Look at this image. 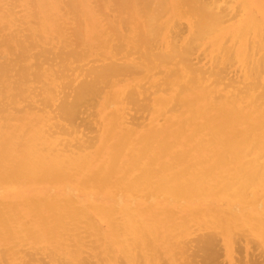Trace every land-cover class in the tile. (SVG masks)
I'll return each instance as SVG.
<instances>
[{"label":"rangeland","instance_id":"rangeland-1","mask_svg":"<svg viewBox=\"0 0 264 264\" xmlns=\"http://www.w3.org/2000/svg\"><path fill=\"white\" fill-rule=\"evenodd\" d=\"M218 1L206 0L214 7L221 8L223 12L225 10L230 12L229 16H224L231 22L224 19L225 24L223 23L220 29H216L217 33L214 31V34L203 38L198 51L197 47L195 48L193 58L199 57L198 67L201 68L204 65L213 69V67H218L215 66L217 62L219 67L221 63H226L227 68L229 63L227 61H230L229 64L233 63L232 56L234 63H237L227 68V72L231 68L228 72L230 73L229 79L223 85L216 87L221 94L226 93L230 100L227 102L228 105L220 107L224 110H231L239 102L240 109H248L249 112L259 111L264 115V73L262 72L264 68L261 69L263 75L261 74L257 83L258 87L248 88L245 83L241 82L244 80L246 69L252 68L253 63L250 60L247 62L245 58L241 60L235 58L239 47L243 50L248 45L247 51H251L250 54L253 50L256 51L258 46L257 58L264 59V51L259 50L261 44L264 43V25L255 26L249 23L251 28L249 27L246 34L242 36L236 29L246 19V14L249 12V7L246 5L250 6V0H226L229 3L225 0H220V3ZM123 2L124 0H0V172L11 174L21 162L31 158L46 169L59 164L67 176L66 179L56 183L42 182L39 179L17 182L7 187L8 190L5 192L3 191L2 200L6 205L4 208H10L9 205H14L15 208L5 209L9 215V229L3 234L10 231L11 235L9 241L0 239V252L3 255L0 254V264H29V260L30 264L32 262L37 264L38 259H40L38 264H43L42 260H45L46 264H53V260L57 264H80L78 260H71L66 255V248L63 244L54 241L49 234L41 232L36 214L25 207V200L28 199L43 200L54 205H70L65 212H77L79 219L71 223L75 229H72L74 233L70 234L71 237L76 238V242L68 246L74 245V248H69L73 250L81 244L79 246L82 251L81 260L82 262L85 260L83 264H176L182 261L180 253H185H183L184 258L192 251L194 254L198 253L199 248L196 250V243H200L203 239L207 240L206 236L210 240L213 235L215 237L211 240L215 242L216 239L220 246L211 240L203 243L210 242L211 245L212 242L215 249L219 246L218 249H214L215 264H251L250 260L253 264L255 261L256 264H264V235H261L262 232L264 233V202L262 199L258 200L262 201L261 206L257 202V206H252V210L234 204L233 200L217 199L213 196L183 202L173 200L171 197H148L136 192L125 193L122 188H110L107 190L108 193L102 197L91 188L92 184L88 186L87 192L77 190L75 187L89 180L99 170L110 166L115 157H118V170L113 176V182L125 177V170L131 171L132 174L127 176L130 180L137 177L140 172H133L137 168L136 165L149 166L155 171L164 165L171 166L175 171L179 169L177 163L173 162V154L181 149L175 147L171 153L161 154L162 144L174 145L178 140L184 141L185 138H175L174 132L179 121L178 117L186 113L184 110L186 108L173 105L171 99L175 95L174 91H171L173 96L164 91L151 97L153 98L151 102L141 101L140 104L145 105L143 111L121 106L116 100L100 104L98 102H102L101 100L94 103L90 101L92 106L86 105V107L91 106L90 112L87 107V115L84 117L90 121L89 141L85 138L78 139L76 136L68 135V137L60 130V127L57 131L55 130L58 128L56 115L59 114L58 105L61 102L58 95L71 92L66 89L70 82L73 84L74 81V85H77L85 80L84 76L77 74V70L107 64L104 57H108L109 50L103 46L105 37L108 38L107 35H116V30L119 28L123 29L124 36H131L135 31L137 27L135 19L138 18L126 8ZM163 2L165 5V0ZM174 2L176 1L167 0L165 6L168 7L165 9L168 10L165 11L169 12L163 19L174 20L176 24L180 22L181 25L178 24L184 28L183 36L187 37L188 32L185 25L189 22L187 17L178 18V21L171 20V8ZM118 18H120L119 21ZM231 28H233L231 32L228 31ZM110 29L113 32L111 34H109ZM240 35L242 37H239ZM118 37L119 34L114 39ZM223 48L228 50L226 54L231 50L227 56L228 59L225 52L221 53ZM204 52L207 53L204 54ZM109 54L112 55V52L110 51ZM201 56L204 58L203 61ZM214 60L217 61L214 62ZM250 63L251 67L249 65L248 68L246 65ZM194 67L197 69L196 66ZM231 84L239 85L233 87ZM204 86L214 88L212 84ZM111 92L107 93L111 94ZM154 100H163L165 107L157 106ZM252 106L256 109L261 107V109H252ZM110 115L119 117L116 122L112 118L109 121ZM138 127L140 129H137ZM190 130L189 127L185 128L186 136L193 135ZM168 133H172L171 138ZM126 134H129L127 139ZM7 143H9L8 147ZM193 147L190 145L188 149L192 150ZM145 148L147 153L138 155L141 151L144 152ZM217 150L215 147L213 151ZM94 207L107 208L105 209L107 211L97 213ZM107 213L111 214V222L106 220ZM111 223L123 227L118 237L112 235ZM138 227L145 229L148 237L142 238L137 235ZM199 236L203 239L198 240ZM243 236L246 238L244 239ZM135 243L141 244L140 250L133 248L132 245ZM148 247L152 248V254L151 248ZM219 254L224 255L219 256ZM27 255L29 258L26 257ZM197 260L200 259L197 258Z\"/></svg>","mask_w":264,"mask_h":264},{"label":"bare ground","instance_id":"bare-ground-1","mask_svg":"<svg viewBox=\"0 0 264 264\" xmlns=\"http://www.w3.org/2000/svg\"><path fill=\"white\" fill-rule=\"evenodd\" d=\"M126 1L127 0H124L123 2L124 5H126V8L138 18L135 19L137 23L133 21L137 24V27H135V31L131 36H124L122 34L123 29L121 30V28H119L118 30H116L117 33L114 32L116 35H107L108 38L105 37L103 44L104 48H107L109 50L107 52L108 57H104L106 61L105 63L107 64L90 67L88 69L79 68V70H77V74H81L82 76H84L85 80L83 83L77 85H74V81L73 84L70 82L69 86H66V89H69V91L71 92L69 94L63 92L61 93V95H58V98L60 97L59 101L61 100V102L58 105L59 114L56 115V124H58V128H55V130L57 131V129H59L60 127V130H62L64 134H67V136H76L78 137V139L85 138L87 139V141H89L88 135L89 130L91 129V127L89 126L90 121H87V119H84V117H86L87 115V107L89 111V108H91L92 106L90 101L94 103L98 100H101L102 102H98L100 104L111 103L116 100L121 106L133 107V109L135 108L138 111H143L145 110V105L140 104L141 101L151 102V100L153 99H151V97L155 96L159 92L163 93L164 91H167L165 92L166 94L170 93V96H173L171 91H174L175 95L171 99L173 105H180L186 108L184 109L186 113L181 114V117L183 119L181 120V117H178L179 121L175 126L176 131L174 132L175 138H185L184 141L178 140V142L174 145L171 143L162 144L161 154H167L169 152L171 153V150L175 147L181 149L180 151H177V153L173 154V162L177 163L179 169L175 171V169H173L171 166L164 165L158 171H155L149 166L141 167L140 165H136L137 168L134 169L133 172H140L137 177L130 180V178H128L127 176L131 173V171L125 170L124 172H126V176L116 182H113V176L118 170V157H115L112 159L110 166L99 170L91 178H89V180H85L84 182L75 185L77 190L80 189L84 192H87L88 188L90 187L89 185L92 184L91 188H93V190H96L98 196L102 197H104L105 194L108 193L107 190L110 188H122L124 189L125 193L136 192L143 196L146 195L148 197L156 198L157 196L171 197L173 198V200L177 199L183 202L190 199H197L199 197L203 198L213 196L217 199H228L231 201L233 200L234 204L242 208L251 209L252 206H257V202L259 204L262 201L264 202V115L262 113H259V111L249 112L248 109H240L239 102L238 104L234 105L231 110H224L222 107H220L222 105H228L229 103L227 102L230 101L227 98L226 93L221 94V91L218 92L217 90L219 85H223V83H225V81L229 79L230 73L228 72L231 70V68L228 72L227 68L230 65L232 67V64L234 63V59L232 56L231 60H233V63L229 64L230 61H227V56H229V54L231 53L230 48H228L230 50L227 53L228 55L226 54L228 50L226 51L225 48H223L225 51L222 50L221 52H225L224 54L227 58L226 61L229 62L227 68L225 65L226 63H221V66L219 67L218 62L215 64V66H218L216 68L213 67V69H210L211 67L207 68L204 65L200 68L197 66V64L200 63V60L198 59L199 57L195 59L193 58V55L195 54L193 52L196 50V47L198 51L200 42L203 38H205L206 36H210V34L212 33L214 34V31H216L217 28L220 29V27H222L224 23V19L225 21L231 22L229 20H226L227 17L224 16H229L230 12L225 10L224 13L221 8L214 7L213 5L207 3L206 0H178V2L177 0H175L176 2H174L173 7L171 8V20L175 19L178 21V18H182L184 16L189 20V22H186L185 24L187 26L188 36L184 37V28L180 26V22H178L180 24L179 25L178 23L176 24L174 20L168 21V19H163L169 12H166L168 9H165L167 0H165V5L163 0H132L133 2ZM128 6H130L131 8ZM246 6L249 7V12L246 14V19L243 20L239 27L236 29L237 31H240L239 33H241L242 36L248 31L250 27L249 23H253V25L255 26L264 25V0H250V6ZM225 7L226 6H224V8ZM126 8L125 11H127L128 14V10H126ZM245 8L247 9V7ZM225 9L228 8L226 7ZM119 19L120 18H118V21ZM232 29L233 28L228 29V31ZM225 32H227V30H225ZM111 33H113L112 29H110L109 34ZM215 33H217V31ZM117 34H119V37L114 39ZM241 35L239 37H242ZM227 44L224 45L227 46ZM247 46L248 45H246L243 50L242 47H239V49L235 53V58H238L240 60L241 58H245L247 62L250 60L253 63L252 68L248 70L246 69V72L244 73V80L241 83H245L248 88H256L258 87L257 83L259 82V79L264 73V71H262L263 73H261V69L263 70L264 68V59L257 58V55L259 54L257 52L258 46L256 48V51L253 50L252 54H250L251 51H247ZM260 47L261 48L259 50L263 52L264 43L261 44ZM110 51L112 52V55L109 54ZM205 53L207 52H204V54ZM203 59L204 58H202L201 60L203 61ZM217 60H214V62H216ZM218 61H220V59ZM249 65L251 67V63L246 66H248L249 68ZM194 66H196L197 69ZM63 71L65 70L63 69ZM73 77L74 75L72 76V78ZM200 82H202L203 84H201ZM209 84H212L214 88L204 86ZM234 84H231V86L233 85L234 87L239 85ZM107 92H111V94H108ZM67 95H69V97ZM236 97L238 98V96ZM154 102H156L157 106L159 105L160 107H165L163 100H154ZM86 105L91 106L86 107ZM252 109H256L255 106H252ZM260 109L261 107L256 110ZM117 117L119 116L110 115V118L108 120L110 121L112 118V120L116 122ZM186 127L191 128L190 132L193 133L192 136H186ZM137 129L140 128L138 127ZM54 136L55 135L53 134V137ZM168 136L171 138L172 133H168ZM128 137L129 134H126L125 138L127 139ZM6 145L8 147L9 143H7ZM190 145L194 146L192 150L188 149ZM215 147L218 149L216 152L213 151L215 150ZM144 153H147L146 148L144 152L141 151V153H139L138 155H142ZM205 159L207 161H205ZM262 161L263 163H261ZM66 178L67 176L59 167V164H57V166L55 167H48L46 169L45 167L40 166L39 163L35 162L31 158H28V160H26L25 162H21V164L11 172V174H3L0 172V239L9 241L8 239L11 235L10 231H7V234H3V232L9 229V215L6 210L15 208L14 205H9L8 207L10 208L8 209L4 208L6 207V205L3 203L2 199L4 192L8 190L6 189L7 187H11L12 184L17 182L20 183L22 181L26 182L39 179V181L42 182L49 181L52 183H56ZM259 199H262V201L259 202ZM25 201L26 209L28 211L34 212L39 219L38 224L41 227V232L43 231L44 233L49 234L54 239V241L63 244L66 248V255L69 256L71 260H78L80 264L85 263V260L83 262L81 260L82 251L79 247L81 246V244H78L79 246H77V249L73 250H70L69 248H74V245L68 246L70 243L76 242V238L74 236L71 237L70 234L74 233V230L72 229H75L73 228L71 223H74V221L79 219L77 212H65L70 207V205H54L48 203L47 201H35L33 199H28ZM154 205L156 206V203ZM93 209L97 213L107 211L105 210L107 208L103 209L101 207H94ZM107 215L108 217L106 218V220H109L111 222V214L107 213ZM111 227L112 235L114 237H118L123 231V227L117 225L116 223H111ZM137 231V235H139L140 237H148L146 235L147 231L145 229L138 227ZM248 231L249 230H247V232ZM261 235H264V233L262 232ZM201 237L202 236H199V238L197 239L202 240L203 237ZM213 237L215 236L213 235ZM213 237H211L212 240L214 239ZM205 238L208 241L211 240V238L209 240L207 236ZM245 238L246 237H244V239ZM85 240H87V238ZM203 240L200 243L196 241L198 242V244L196 243V250L199 248L198 253L194 254V252L192 251L190 255L186 254L187 256L186 258H184V252L181 251L182 253H180V256L182 257V261L176 264H215V250L218 249L220 245L215 239V242H217L216 244L219 245L215 249V247L213 246L214 244L212 243L214 241L211 240L212 242L210 245V242L204 244L203 242L207 240ZM194 242L195 241H193V243ZM189 244L187 246H189ZM200 245L202 246L199 247ZM132 246L134 249L139 248L138 250H140L141 248V244L139 243H135ZM94 249L93 251H95ZM187 250L185 248V251ZM152 252L153 250L151 248V254ZM220 255L222 256L224 254H219V256ZM253 256L252 258H254ZM26 257L29 258L28 255ZM34 257L32 258L35 259ZM197 258H199L200 260H197ZM29 261L28 263L30 264ZM39 261L40 259H38V262ZM42 261L44 262L43 264H46L45 260ZM249 262L253 264L252 260H250ZM255 262L254 264H256ZM52 263L57 264L54 263V260Z\"/></svg>","mask_w":264,"mask_h":264}]
</instances>
